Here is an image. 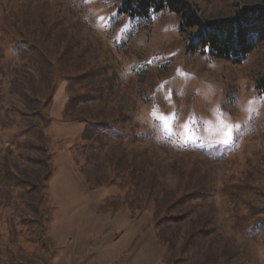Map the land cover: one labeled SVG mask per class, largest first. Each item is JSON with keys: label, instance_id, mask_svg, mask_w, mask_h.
Masks as SVG:
<instances>
[{"label": "rangeland", "instance_id": "1", "mask_svg": "<svg viewBox=\"0 0 264 264\" xmlns=\"http://www.w3.org/2000/svg\"><path fill=\"white\" fill-rule=\"evenodd\" d=\"M185 1L213 21L264 0ZM118 5L0 0V243L18 194L11 190L2 209L4 164L33 179L43 170L26 161L29 143L16 146L14 137L30 121L28 99L46 96L49 63L62 77L81 76L72 91L95 99L64 113L67 84L57 79L60 120L45 134L53 172L40 205L44 236L22 248L12 243L21 261L264 264V97L245 90L249 72L264 74V41L233 64L192 52L168 9L139 19ZM69 117L117 120L137 140H85L84 124Z\"/></svg>", "mask_w": 264, "mask_h": 264}, {"label": "trees", "instance_id": "2", "mask_svg": "<svg viewBox=\"0 0 264 264\" xmlns=\"http://www.w3.org/2000/svg\"><path fill=\"white\" fill-rule=\"evenodd\" d=\"M164 9L174 13L177 20V31L183 39L189 41L187 47L192 52L205 53L208 51L215 58L239 64L264 41V1L259 5L238 6L231 17L213 21L204 19L200 14L199 7L185 0H119L118 5L120 14L139 19H150L152 14L160 13ZM48 64H43V72L48 74L49 79L46 96L42 98L37 95L28 99L31 108L33 107L29 112L30 116H28L30 121L27 125L19 128L14 137L16 146L23 147L29 143V151L24 154V157L30 164L37 163L43 167L42 173L33 179L25 169L18 165L12 167L9 164H4L2 168L3 177L7 182L4 188L8 190L5 196L1 197L2 201H6L5 206L1 205L2 209L9 206L10 201L5 197L10 195L11 190L18 188V194L15 200H12L16 204L15 210L8 212L4 217L6 227L3 229L2 236L5 239L0 243V264H27L19 259L12 243L22 248L24 242L38 244L43 241L44 219L41 216L40 205L47 187V180L53 172V166L50 163L51 153L45 145V134L47 127L52 122L60 120L59 115L53 112L59 102V99L54 98L57 92L55 89L57 79L61 78L67 84V94L65 93L60 98V106L64 113L70 114L76 105L95 99V94L87 90L72 91L71 87L75 82L73 80L81 78V76L62 77L57 73L53 64ZM245 90L247 92L255 91L257 95L264 97V74L249 72L246 75ZM122 115L124 112L118 106L117 118ZM38 117L41 121L36 120ZM33 120L37 122H33ZM69 120L84 124L83 137L85 140L121 142L137 140L133 131L123 132L120 125H117V120L111 123L109 120L96 121L82 117H69ZM155 132L157 131L150 129L148 136L151 135L150 138H155ZM143 134L145 135V133ZM33 135H36L38 143L26 139ZM260 136L264 138V125ZM167 141L163 136L157 137L158 144L164 145ZM30 150L38 156L35 157ZM31 194L35 195L33 200L30 197ZM17 201L19 205H17ZM0 218H3V212L0 213ZM41 245L43 246L44 243Z\"/></svg>", "mask_w": 264, "mask_h": 264}, {"label": "snow or ice", "instance_id": "3", "mask_svg": "<svg viewBox=\"0 0 264 264\" xmlns=\"http://www.w3.org/2000/svg\"><path fill=\"white\" fill-rule=\"evenodd\" d=\"M225 137H226V139L230 140L231 139V132L230 131L229 132H226L225 133Z\"/></svg>", "mask_w": 264, "mask_h": 264}]
</instances>
